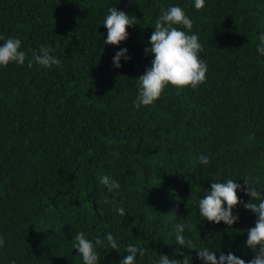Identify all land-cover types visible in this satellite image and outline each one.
<instances>
[{"label": "trees", "instance_id": "1", "mask_svg": "<svg viewBox=\"0 0 264 264\" xmlns=\"http://www.w3.org/2000/svg\"><path fill=\"white\" fill-rule=\"evenodd\" d=\"M172 4L193 20L207 78L196 89L169 87L136 110L153 21ZM112 6L137 19L119 46L131 61L119 69V49L104 44ZM261 32L264 0H206L199 11L192 0H0V36L18 37L26 53L24 65L0 69V264H80L72 243L79 231L104 238L100 264H119L129 243L145 249V264L164 254L200 264L194 250L174 244L178 222L197 247L251 259L245 241L257 218L241 204L231 228L201 221L197 201L220 180L258 178L264 189ZM41 46L60 65L36 64ZM199 154L207 166L195 162ZM105 174L120 182L118 194L99 183ZM105 197L126 216L101 212ZM108 232L120 253L107 248Z\"/></svg>", "mask_w": 264, "mask_h": 264}, {"label": "clouds", "instance_id": "2", "mask_svg": "<svg viewBox=\"0 0 264 264\" xmlns=\"http://www.w3.org/2000/svg\"><path fill=\"white\" fill-rule=\"evenodd\" d=\"M206 0H192V7L199 11L204 9ZM136 17L118 11L112 6L107 9L102 25L107 29L104 44L117 46L112 58L113 67L121 68V61L130 62L131 56L126 47H119L122 42L129 38L128 29L137 25ZM154 31L149 37V47L145 53L152 56L151 66L139 76L137 81L138 93L133 101L134 108L139 110L143 107L154 105L162 93L169 87L177 91L185 88L196 89L206 80L208 66L201 58L203 46L197 33L193 32V20L187 15L185 9L178 4L162 8L159 15L153 21ZM257 52L264 56V32L257 37ZM0 69L7 68L10 64L22 66L26 60V53L22 50V41L18 37L4 38L0 36ZM53 49L41 46L33 53V60L44 69H51L60 65L61 61L53 55ZM201 166L209 164V157L199 154L194 158ZM244 184L234 179L211 182V187L197 201L198 214L201 221H207L231 228L238 223L239 216L234 214L238 205L253 214L257 219L255 226L247 230L245 246L253 253L247 261L233 252L224 253L218 246L201 245L197 247L186 234L188 226L185 223H175L171 235L174 244L179 248L192 249L196 252L200 264H264V189L258 187L259 180L243 179ZM99 183L109 193L118 194L121 184L110 175H102ZM243 192L248 200L242 201L237 193ZM101 212L108 209L120 216H126L125 209L118 205L114 199L102 198L100 200ZM107 240V248L116 250L121 244L113 237L111 232L104 234ZM73 248L79 253L80 264H100L101 249L105 247L104 238L99 235H89L79 231L74 235ZM5 239L0 235V248L4 247ZM219 252V255H217ZM127 255L119 261V264H145L146 251L143 247L129 243L124 247ZM177 255H184L178 251ZM148 264H192L190 256L177 259L176 256L158 255L157 259H150Z\"/></svg>", "mask_w": 264, "mask_h": 264}]
</instances>
